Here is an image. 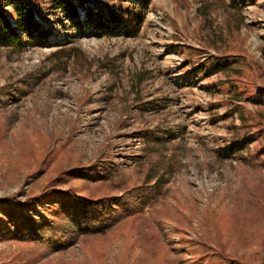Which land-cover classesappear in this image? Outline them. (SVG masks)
Masks as SVG:
<instances>
[{"label": "rangeland", "instance_id": "obj_1", "mask_svg": "<svg viewBox=\"0 0 264 264\" xmlns=\"http://www.w3.org/2000/svg\"><path fill=\"white\" fill-rule=\"evenodd\" d=\"M35 2L47 37L37 30L21 50L0 48V197L84 191V181L57 176L103 158L118 174L95 192L122 196L150 167L158 187L145 191L138 214L62 250L0 238V264H261L264 168L247 163L264 136L231 158L219 151L246 129L233 111L245 109L264 134V108L234 104L208 62L226 48L264 84V0H152L135 36L80 34L51 0ZM146 131L167 143L140 165ZM62 201L54 195L23 212L56 220ZM202 237L239 258L224 261Z\"/></svg>", "mask_w": 264, "mask_h": 264}, {"label": "trees", "instance_id": "obj_2", "mask_svg": "<svg viewBox=\"0 0 264 264\" xmlns=\"http://www.w3.org/2000/svg\"><path fill=\"white\" fill-rule=\"evenodd\" d=\"M152 0H51V12L60 14L68 20L70 27L80 34L97 36H135L145 19L146 11ZM239 12L238 21L242 25L244 16ZM13 17L16 21L13 20ZM46 19L41 6L35 0H0V48H14L21 50L27 37L37 30L47 37L41 26ZM239 26V25H238ZM21 31V32H20ZM217 48V47H216ZM221 53L216 60L208 62V68L224 76L223 85L231 91L233 103L250 101L257 108H264V84L254 79L253 66L245 56L230 53L226 48H217ZM204 69V68H203ZM207 75L208 72H205ZM261 74V72H260ZM142 78L137 79L132 86L139 90ZM1 101V98H0ZM238 105V104H237ZM245 109L233 111L239 115L244 132L234 135V141L222 147L219 155L231 158L250 148L253 141H260L264 134L257 128L244 113ZM243 131V130H242ZM144 153L138 156L139 164L143 165L152 145L164 147L165 138L155 136L146 131ZM264 146L260 148L253 160L247 164L264 168ZM98 167L87 165L74 166L59 173L57 180L69 179L75 176L86 183L82 188H44L37 193L30 194L20 200L18 194L0 197V238H16L25 242H33L45 249L62 250L75 240L82 237L104 234L130 216L138 214L140 203L146 190L158 187V180L151 184L156 176V169L150 167L146 172L144 183L129 190L122 196L95 192V188L104 185L106 181L118 174V170L108 159L99 160ZM160 178V177H159ZM80 191H83L81 193ZM79 193V194H78ZM59 195L62 198V207L57 210L55 219L37 218L36 214H26L24 208H30L35 202L43 203L49 197ZM129 203L130 207L122 204ZM256 205V204H254ZM58 220V221H57ZM200 242L221 254V259L230 262L239 258L226 252L224 245H211L203 237ZM221 251H219V247ZM243 259V256L240 257ZM264 264V254L261 257ZM248 264V261L242 262Z\"/></svg>", "mask_w": 264, "mask_h": 264}]
</instances>
